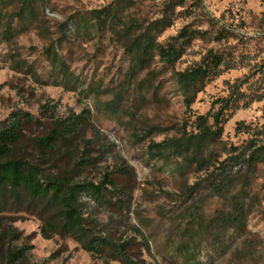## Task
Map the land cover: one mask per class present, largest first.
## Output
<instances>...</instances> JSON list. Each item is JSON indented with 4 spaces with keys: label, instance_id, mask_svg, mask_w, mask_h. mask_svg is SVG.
Returning <instances> with one entry per match:
<instances>
[{
    "label": "rangeland",
    "instance_id": "obj_1",
    "mask_svg": "<svg viewBox=\"0 0 264 264\" xmlns=\"http://www.w3.org/2000/svg\"><path fill=\"white\" fill-rule=\"evenodd\" d=\"M165 1L36 0L30 16L25 0H0V131L11 126L14 113H27L31 121H20L10 157L40 164L45 174L68 169L76 180L98 183L108 174L129 211L98 207L85 197V214L98 224L89 226L97 234L129 241L134 261L264 264V155L252 169L242 166L225 197L206 181L221 165L239 168L228 160L230 146L244 149L252 139L264 145V97L258 99L264 94V0H185L166 29L151 32L166 45L183 28L208 31L209 39L183 45L174 63L178 72L209 50L234 66L206 81L190 109L156 54L143 65L134 60L135 38L161 18ZM108 8L110 14H101L106 23L98 26L96 13ZM222 25L234 32L213 39ZM236 85L243 94L239 108L226 114L219 142L204 154L214 157L208 166L191 162L185 142L200 131L197 116L215 114ZM73 116L82 118L75 132L68 130ZM56 129L68 142L46 152L37 141ZM76 162L83 167L71 171ZM241 189L250 213L241 231L222 233L231 198ZM28 202L0 205V264L18 250L22 256L12 264H105L68 235L44 239L45 215ZM182 247L186 253L177 254Z\"/></svg>",
    "mask_w": 264,
    "mask_h": 264
},
{
    "label": "trees",
    "instance_id": "obj_2",
    "mask_svg": "<svg viewBox=\"0 0 264 264\" xmlns=\"http://www.w3.org/2000/svg\"><path fill=\"white\" fill-rule=\"evenodd\" d=\"M184 1H165L163 4L165 10L161 18L149 25L146 34L135 38L132 47L136 50L134 60L140 65L145 64V61L156 54L166 66L170 67L182 92L185 106L190 109L196 95L202 91L206 81L219 76L222 67L229 70L233 69L234 66L230 65L222 54L209 50L201 57L200 62L192 68L182 72L174 70V63L180 58L184 44L188 45L196 38L209 39L207 38L208 31H192L187 27L182 29L179 35L173 39V42L166 45L155 42L151 36L152 31L160 33L170 25L169 16L174 13L176 7L182 6ZM35 2L36 0H25V6L28 8L30 16L34 15ZM109 10L110 8L96 13L98 26L106 23V19L102 18L101 14H105V12L110 14ZM132 26L131 24L124 27L126 33L132 30ZM233 32L234 30L228 26L222 25L216 33V38L213 39H225ZM180 41L182 42L180 43ZM231 91L228 98L217 102L220 103V107L215 114L197 116L196 122L200 131L198 134L191 135L185 142V147L192 150L191 162H197L200 166H208L214 157L211 152L206 157L204 154L209 146L219 142L223 134V124L227 120L226 114L239 108L237 103L243 95L239 90V85L234 86ZM263 97L264 94L258 99ZM26 117V121H31V117L27 113L21 111L14 113L11 126L0 131V205L6 203L8 199L16 204L28 200L29 205L40 206L41 212L45 215L41 227V235L44 239H51L54 235H68L78 242L83 250L103 259L105 264L110 261L120 264H144L143 260H133L134 255L130 252L129 241H117L110 235L97 234L95 229L92 230L89 227L94 225L98 227V224L85 214L87 205L83 200L85 197L98 207H115L121 212L129 211L128 204L121 197L123 192L116 187L115 182L108 174H104L98 183L76 180L69 176L70 170L68 169L45 174V170L40 164H35L23 157H10V146L17 142L21 130L20 121ZM209 117L213 120L212 125L208 124ZM80 119L82 118L79 116H73L68 125V130L77 131ZM59 135V131L56 129L50 136L39 139L37 143L43 146L46 152L54 153L57 148L64 147L63 144L68 142L66 139L60 141ZM229 151L232 152V156H229L228 160L235 161L239 168L232 170L221 165V168L214 170L206 178L211 189L223 197L229 194V187L235 182L234 179L238 178L236 175H240L243 171L242 166H246L250 170L257 162L263 161L261 157L264 155V145H257V140L252 139L246 148L240 149L230 146ZM235 152L237 154H233ZM78 165L83 167V163L76 162L71 171ZM223 175L229 176V179L225 181ZM243 197H246L245 190L241 189L237 196L231 198V213L222 219L223 223L219 226L220 232L225 233L230 228L236 232L242 230L243 219L250 213L251 208V206L246 207L242 201ZM137 233L139 232L137 231ZM221 249L222 247L219 248V251ZM22 252L23 250H18L9 253L7 263H15L22 256ZM182 252L185 254L186 248H180L177 254Z\"/></svg>",
    "mask_w": 264,
    "mask_h": 264
}]
</instances>
